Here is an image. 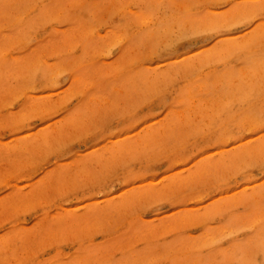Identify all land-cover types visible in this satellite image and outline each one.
<instances>
[{"label": "rangeland", "instance_id": "374dc122", "mask_svg": "<svg viewBox=\"0 0 264 264\" xmlns=\"http://www.w3.org/2000/svg\"><path fill=\"white\" fill-rule=\"evenodd\" d=\"M261 15L264 0H0V264H255ZM163 92L167 112L133 119Z\"/></svg>", "mask_w": 264, "mask_h": 264}, {"label": "snow or ice", "instance_id": "6c2138e0", "mask_svg": "<svg viewBox=\"0 0 264 264\" xmlns=\"http://www.w3.org/2000/svg\"><path fill=\"white\" fill-rule=\"evenodd\" d=\"M227 6H231V5H227ZM257 22H264V15L260 16V20ZM175 58V57H173ZM173 96L174 93L171 92H163L161 93L153 102L152 108H145L143 111H141L140 113H138L133 119H140L141 117H143L147 112L151 111H159L161 113V115H163L165 112H167L169 110V108H171L173 106L174 100H173ZM158 117H151L149 120H145L143 121V123H149L152 122L153 120L157 119ZM124 123H128V121H125ZM121 125H113L112 127H119ZM139 126H143V124L139 125ZM138 126V127H139ZM137 129H133V131H135ZM111 131V128H105L104 131L102 133H100V135H104L107 136L108 132ZM261 132H264V128L261 129ZM260 133H256V135H259ZM112 139H116L115 136L111 137ZM69 151H71V149H69ZM214 151V149H210L209 150ZM204 153H202L201 155H203ZM199 158V157H197ZM53 159H55V157H53ZM256 175L259 176L261 181H264V174H261V172H257ZM132 185H128L126 187H131ZM119 191V189H118ZM255 264H264V254H258L257 256V260L255 261Z\"/></svg>", "mask_w": 264, "mask_h": 264}]
</instances>
